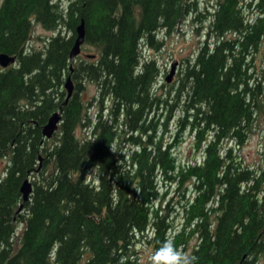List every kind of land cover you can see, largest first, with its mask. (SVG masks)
<instances>
[{
  "label": "trees",
  "instance_id": "1",
  "mask_svg": "<svg viewBox=\"0 0 264 264\" xmlns=\"http://www.w3.org/2000/svg\"><path fill=\"white\" fill-rule=\"evenodd\" d=\"M253 1L249 16V0H213L206 38L181 70L177 121L195 128L196 144L207 134L200 159L181 170L168 145L137 135L151 125L137 120L165 102L149 92L157 68L141 59L140 44L159 46L156 31H174L193 0H69L63 9L53 0H0V53L15 57L0 68V156L8 162L0 177V264H133L135 237L144 234L154 252L165 241L183 249L185 230L197 237L196 264H255L264 253V170L220 145L239 144L264 102V66L257 76L253 63L264 0ZM80 19L83 43L96 54L69 72ZM33 24L56 30L40 49L27 46ZM63 75L74 82L65 104ZM82 79L94 83L101 112H85ZM59 109L56 131L43 137L41 126ZM27 174L31 192L22 202ZM184 177L192 190L181 205L186 222L170 232L153 201L160 182L176 179L177 188Z\"/></svg>",
  "mask_w": 264,
  "mask_h": 264
},
{
  "label": "rangeland",
  "instance_id": "2",
  "mask_svg": "<svg viewBox=\"0 0 264 264\" xmlns=\"http://www.w3.org/2000/svg\"><path fill=\"white\" fill-rule=\"evenodd\" d=\"M69 0H53L59 6L58 8L65 7ZM194 9L188 15H185L174 31L165 33L164 30H158L155 33L154 40L160 41L159 46L149 47L146 44H140L141 59L153 60L154 66L157 68V72L151 83V95L158 96L161 100L157 106H153L148 110L147 115L140 117L137 120L144 126L149 127L144 132H138L142 139H146V136L151 135L152 139H159L162 145H168L171 155L175 158L178 167L181 170H185L186 167L198 159H200L203 148L207 140V134L203 132L202 139L196 144L194 139V127H189L188 123L180 124L178 118H182L181 108L174 105L172 99L174 98V89L180 84L179 78L181 77V70L186 61H189L194 52L201 46L205 40V32L207 31V24L209 21L208 12H210L211 3L213 0H193ZM250 5L246 8V13L249 16L256 14L254 8V1L249 0ZM63 9V8H62ZM56 33V30H45L40 27L39 24H33L31 35L27 41V46L35 49H40L44 46V42ZM69 31L66 27L61 30V34L64 36L69 35ZM229 34H227L228 36ZM261 46L255 52L254 63V75L259 76L260 69L264 66V37L261 39ZM89 54H96L93 47L84 43L80 46V51L72 61L77 63L78 61L88 60L86 56ZM172 60H176L174 66V72L168 82L164 81V77L169 72L170 63ZM71 63V67H72ZM259 78V77H258ZM65 76L63 75L62 81L64 82ZM71 80V78H70ZM262 79H260L261 81ZM264 81V80H263ZM82 90L79 93L80 100L84 106V110L88 115L97 114L102 111L103 103L98 104L97 89L93 82L87 80H81ZM72 89L74 82L71 80ZM61 91H63V98H65V89L63 84L61 85ZM64 100V99H63ZM173 102V103H172ZM170 104H173L170 107ZM162 125V123H164ZM152 129L153 131H150ZM56 131V130H55ZM78 135L80 131H77ZM136 134V132H134ZM52 137V135H51ZM50 137V138H51ZM48 138V139H50ZM223 149L231 147L236 154L239 155L240 161L243 165L259 170H264V102H262L256 109L253 122L251 123L249 130L245 138L238 144L234 140H224L220 144ZM7 158L0 156V177L4 175L5 167L7 165ZM35 174V172H33ZM27 178L30 181L32 174ZM176 179L163 180L159 184L158 197L153 201V207L156 209L158 216H163L165 223L169 224L170 232L173 230L179 231L186 219H184V213L181 209V205L184 201L191 197L192 190L189 188L190 178H183L180 185L174 184ZM184 187L183 193L180 190ZM20 227V225H18ZM187 230L184 232L183 239H186L184 248L185 252L190 253L197 243L196 235H190L187 237ZM131 249L133 254L131 260L133 264H152L153 249L152 245L144 240V234L135 237ZM181 249V247H177ZM255 264H264V253H262L255 261Z\"/></svg>",
  "mask_w": 264,
  "mask_h": 264
},
{
  "label": "water",
  "instance_id": "3",
  "mask_svg": "<svg viewBox=\"0 0 264 264\" xmlns=\"http://www.w3.org/2000/svg\"><path fill=\"white\" fill-rule=\"evenodd\" d=\"M84 41V27H83V21L80 19L79 23L75 26V36L73 38L72 45L68 52V69L69 72H71V63L76 55H78L80 51V46ZM15 60V57L13 55H7L5 53H0V67L5 68L9 64L13 63ZM176 60H172L170 63L169 72L164 77V80L168 82L174 72V66H175ZM63 88L65 89V98L63 100V104L66 103L68 98L70 97L72 93V83L70 80V77L67 76L63 82ZM60 121V109L58 111H54L50 114V116L47 118L46 122L41 126V134L45 138H50L52 133L56 130L57 125ZM40 157L38 156V165L37 169L39 167V161ZM19 192L21 194L22 202L28 200V196L31 192V184L27 178V175L22 180L20 186H19ZM22 202L19 204L17 211L21 209Z\"/></svg>",
  "mask_w": 264,
  "mask_h": 264
},
{
  "label": "clouds",
  "instance_id": "4",
  "mask_svg": "<svg viewBox=\"0 0 264 264\" xmlns=\"http://www.w3.org/2000/svg\"><path fill=\"white\" fill-rule=\"evenodd\" d=\"M197 257L178 249L174 242L165 241L153 253L152 264H196Z\"/></svg>",
  "mask_w": 264,
  "mask_h": 264
}]
</instances>
